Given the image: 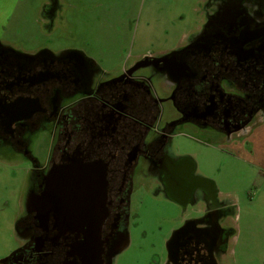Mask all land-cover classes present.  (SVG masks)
<instances>
[{
	"label": "flooded vegetation",
	"instance_id": "flooded-vegetation-1",
	"mask_svg": "<svg viewBox=\"0 0 264 264\" xmlns=\"http://www.w3.org/2000/svg\"><path fill=\"white\" fill-rule=\"evenodd\" d=\"M200 7L176 47L107 69L79 49L24 51L0 37V156L26 174L16 246L0 264H117L160 194L181 214L158 264H236L237 192L197 174L192 146H227L260 167L264 0Z\"/></svg>",
	"mask_w": 264,
	"mask_h": 264
},
{
	"label": "rangeland",
	"instance_id": "rangeland-1",
	"mask_svg": "<svg viewBox=\"0 0 264 264\" xmlns=\"http://www.w3.org/2000/svg\"><path fill=\"white\" fill-rule=\"evenodd\" d=\"M202 1L0 0V37L24 51L79 49L107 69L129 54L176 47L199 19ZM192 149L199 176L216 183L223 196L237 192L235 263L264 264V166L248 169L223 145ZM7 160L0 156V255L16 246L19 185L26 178L23 168ZM176 203L161 194L150 198L117 264L159 263L165 236L181 214Z\"/></svg>",
	"mask_w": 264,
	"mask_h": 264
},
{
	"label": "crops",
	"instance_id": "crops-1",
	"mask_svg": "<svg viewBox=\"0 0 264 264\" xmlns=\"http://www.w3.org/2000/svg\"><path fill=\"white\" fill-rule=\"evenodd\" d=\"M251 139L254 142L255 149V155L252 160L260 166H264V124L254 131Z\"/></svg>",
	"mask_w": 264,
	"mask_h": 264
},
{
	"label": "water",
	"instance_id": "water-1",
	"mask_svg": "<svg viewBox=\"0 0 264 264\" xmlns=\"http://www.w3.org/2000/svg\"><path fill=\"white\" fill-rule=\"evenodd\" d=\"M103 213V212H102Z\"/></svg>",
	"mask_w": 264,
	"mask_h": 264
}]
</instances>
